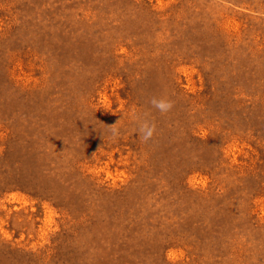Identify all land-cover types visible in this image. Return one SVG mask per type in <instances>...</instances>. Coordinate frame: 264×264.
<instances>
[{"label": "rangeland", "instance_id": "obj_1", "mask_svg": "<svg viewBox=\"0 0 264 264\" xmlns=\"http://www.w3.org/2000/svg\"><path fill=\"white\" fill-rule=\"evenodd\" d=\"M0 264H264V0H0Z\"/></svg>", "mask_w": 264, "mask_h": 264}, {"label": "clouds", "instance_id": "obj_2", "mask_svg": "<svg viewBox=\"0 0 264 264\" xmlns=\"http://www.w3.org/2000/svg\"><path fill=\"white\" fill-rule=\"evenodd\" d=\"M150 104L154 107L161 115L167 114L173 108V102L166 98H157L152 97L150 100ZM134 119L138 122L137 131L140 135L142 142L147 143L156 133V125L154 122H150L147 119H141L139 117H135ZM111 136L114 140L119 139L120 137V130L116 126V123L112 126H107Z\"/></svg>", "mask_w": 264, "mask_h": 264}]
</instances>
